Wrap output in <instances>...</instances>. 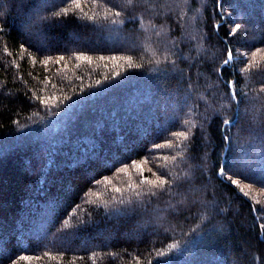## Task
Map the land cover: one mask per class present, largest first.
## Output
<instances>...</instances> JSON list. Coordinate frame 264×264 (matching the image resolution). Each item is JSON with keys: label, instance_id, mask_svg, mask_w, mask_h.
<instances>
[{"label": "trees", "instance_id": "trees-1", "mask_svg": "<svg viewBox=\"0 0 264 264\" xmlns=\"http://www.w3.org/2000/svg\"><path fill=\"white\" fill-rule=\"evenodd\" d=\"M79 2L0 0V264H264V0Z\"/></svg>", "mask_w": 264, "mask_h": 264}, {"label": "snow or ice", "instance_id": "snow-or-ice-1", "mask_svg": "<svg viewBox=\"0 0 264 264\" xmlns=\"http://www.w3.org/2000/svg\"><path fill=\"white\" fill-rule=\"evenodd\" d=\"M98 2H99V0H93V3H94V4H95V3H98ZM69 3H74L76 9H81V7H82V5H81V3L79 2V0H69ZM70 10H71L70 7H66V8L62 9V12H63V14L67 15V14L69 13ZM111 14H113V15H115V16H117V17H119V16L121 15V13H120L119 11H116V12L111 13ZM57 15H60V13H57ZM85 15H87V13H85ZM92 18H93V17H91V16L88 17V19H92ZM113 23H115V21H113ZM239 28H240V25H239V24L235 25V28L233 29V32L230 33V35H231V34H234L236 31H238ZM76 59H77V60H80V59H88V58H86V57H76ZM101 59H103V58H101ZM113 59H115V58H113ZM129 59H131V58H129ZM232 59H233V54H232L231 51H228V53H227V58L223 61V64H224V65H227ZM59 60H64V57H60ZM222 66H223V65H222ZM222 66H221V67H222ZM245 70H247V69H245ZM218 71H219V69H218ZM228 87H229L230 89H232V88L235 87V85H234L233 82L229 81V82H228ZM232 99H233V100H236V99H237V94L235 93V91L232 92ZM40 103H41V104H44L45 101H44V100H41ZM224 123L227 125V124L229 123V121L225 120ZM177 135H178V136H182V137H184V138H187V137L185 136V134L182 133V132H181V133H177ZM156 147L158 148V147H160V146L157 145ZM122 171H123V170H122ZM220 174H221V175H224L223 170L221 171ZM142 182H144V181H142ZM165 183H166V181H165L164 179H160V181H159V185H160L161 187H162ZM232 183H233V184H236L237 181L233 180ZM154 186H155V185H154Z\"/></svg>", "mask_w": 264, "mask_h": 264}]
</instances>
